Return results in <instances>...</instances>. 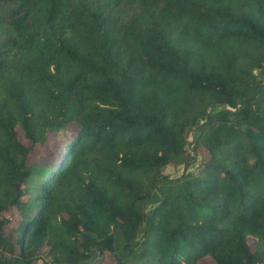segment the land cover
<instances>
[{
	"label": "trees",
	"instance_id": "1",
	"mask_svg": "<svg viewBox=\"0 0 264 264\" xmlns=\"http://www.w3.org/2000/svg\"><path fill=\"white\" fill-rule=\"evenodd\" d=\"M106 252L264 264V0H0V264Z\"/></svg>",
	"mask_w": 264,
	"mask_h": 264
},
{
	"label": "rangeland",
	"instance_id": "2",
	"mask_svg": "<svg viewBox=\"0 0 264 264\" xmlns=\"http://www.w3.org/2000/svg\"><path fill=\"white\" fill-rule=\"evenodd\" d=\"M20 137L23 139L22 134L20 135ZM191 140H192V136L189 137V142H191ZM58 150L59 149L55 145L54 137H51L49 142L45 146L38 147L33 152L31 159L37 160L41 156L43 157L46 156V157H49L51 163H55L58 157V156H55V153ZM200 151H202V148L200 149ZM204 153L205 152H202V154L205 156ZM165 171L170 177H176V176H179L183 172V165L171 164L167 166ZM6 215L9 216L11 218V221H14V222L18 221V219L20 218L19 212L16 208H12ZM38 264H41V263H38ZM103 264H116L110 252H106V257H105ZM201 264H212V262L209 259H203L201 260Z\"/></svg>",
	"mask_w": 264,
	"mask_h": 264
}]
</instances>
